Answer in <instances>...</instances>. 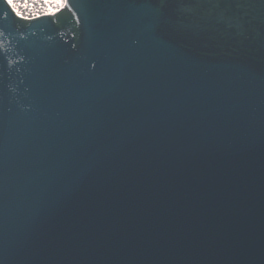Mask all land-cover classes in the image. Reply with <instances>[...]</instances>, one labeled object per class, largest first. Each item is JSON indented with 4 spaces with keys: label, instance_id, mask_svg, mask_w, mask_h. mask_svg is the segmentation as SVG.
<instances>
[{
    "label": "water",
    "instance_id": "obj_1",
    "mask_svg": "<svg viewBox=\"0 0 264 264\" xmlns=\"http://www.w3.org/2000/svg\"><path fill=\"white\" fill-rule=\"evenodd\" d=\"M0 0V264H264V0Z\"/></svg>",
    "mask_w": 264,
    "mask_h": 264
},
{
    "label": "snow or ice",
    "instance_id": "obj_2",
    "mask_svg": "<svg viewBox=\"0 0 264 264\" xmlns=\"http://www.w3.org/2000/svg\"><path fill=\"white\" fill-rule=\"evenodd\" d=\"M44 4L47 5L48 14L55 16L57 12L68 8L70 10L69 0H43ZM4 3L16 13L17 16H22L19 11L17 0H4ZM24 7H28V2L25 0ZM28 19L29 17H23Z\"/></svg>",
    "mask_w": 264,
    "mask_h": 264
},
{
    "label": "rangeland",
    "instance_id": "obj_3",
    "mask_svg": "<svg viewBox=\"0 0 264 264\" xmlns=\"http://www.w3.org/2000/svg\"><path fill=\"white\" fill-rule=\"evenodd\" d=\"M36 7H34V10H31V7H19V11L22 13V16H26L29 15L30 17H34L38 14H41L43 12L47 13V5H45L44 3L39 4V3H35ZM35 9H37L38 11H36ZM44 9V10H43ZM43 10V11H40Z\"/></svg>",
    "mask_w": 264,
    "mask_h": 264
},
{
    "label": "bare ground",
    "instance_id": "obj_4",
    "mask_svg": "<svg viewBox=\"0 0 264 264\" xmlns=\"http://www.w3.org/2000/svg\"><path fill=\"white\" fill-rule=\"evenodd\" d=\"M24 2H25V0H17L18 7H24ZM27 2H28V7H31V10H34L33 8L36 7L35 3H39V4L44 3L43 0H27ZM35 10L38 11L37 9H35ZM43 10H40V11H43ZM41 14H46V13L43 12ZM47 14H48V11H47ZM21 17H29V18H31L29 15H26V16L23 15Z\"/></svg>",
    "mask_w": 264,
    "mask_h": 264
}]
</instances>
